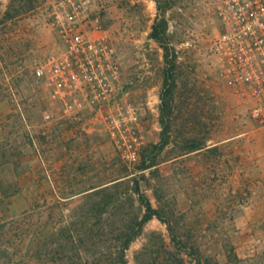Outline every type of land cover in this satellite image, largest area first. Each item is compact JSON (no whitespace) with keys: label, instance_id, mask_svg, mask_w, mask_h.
<instances>
[{"label":"rangeland","instance_id":"rangeland-1","mask_svg":"<svg viewBox=\"0 0 264 264\" xmlns=\"http://www.w3.org/2000/svg\"><path fill=\"white\" fill-rule=\"evenodd\" d=\"M58 1L35 0L31 9L9 17L12 0H0V264L32 263L38 257L30 242L34 231L81 229L69 222L88 207L84 193L127 173L155 207L163 197L177 211L178 228L192 233L204 264H264V129L251 116L253 100L226 85L211 51L222 30L218 6L225 0H162L171 5L166 17L177 55L170 143L163 150L154 147L164 127L166 69L164 50L150 37L157 2L93 0L120 57L122 91L135 100L145 129L141 160L133 165L107 133H88L80 127L84 121L62 118L35 76L37 65L63 50L48 21ZM189 137L211 148L180 155ZM147 154L156 157L158 173L139 170ZM127 181L109 190L121 193L123 207L104 214L119 223H89L95 232L123 227L122 216L141 211L133 202L134 182ZM152 230L170 241L167 225L153 218L128 249L129 264ZM5 242L14 248H1Z\"/></svg>","mask_w":264,"mask_h":264},{"label":"built area","instance_id":"built-area-1","mask_svg":"<svg viewBox=\"0 0 264 264\" xmlns=\"http://www.w3.org/2000/svg\"><path fill=\"white\" fill-rule=\"evenodd\" d=\"M222 30L211 51L227 86L253 100L251 116L264 129V0H225L218 6ZM48 21L63 50L35 67L58 103L61 117L103 131L129 165L141 160L146 144L140 110L122 91V67L93 0H59ZM50 113L45 118H51Z\"/></svg>","mask_w":264,"mask_h":264},{"label":"trees","instance_id":"trees-1","mask_svg":"<svg viewBox=\"0 0 264 264\" xmlns=\"http://www.w3.org/2000/svg\"><path fill=\"white\" fill-rule=\"evenodd\" d=\"M34 2L35 0H12L7 15L13 17L24 13L34 6ZM156 2L159 14L152 26L150 37L163 48L166 69L161 105V122L164 127L161 141L154 147L163 150L170 143V125L167 117L172 112V94L175 88L173 71L177 67V55L169 41V21L166 17L171 5L162 0H156ZM210 148L205 140L189 137L185 140L184 152L180 155L200 153ZM158 164L156 157L150 158L147 154V158L143 157L138 168L140 171L147 170L155 174L159 171ZM129 176L130 173L119 176L113 179L111 184L92 187L84 193L87 199L84 204L88 207H85L86 210L77 220L69 222L73 227L82 225L81 229L74 230L68 226L45 234L42 231H34L30 242L38 250V257L30 264H129L128 249L142 236L145 226L153 218L167 225L170 241L163 232L152 230L147 235L145 243L136 251L133 264H189L188 257L193 258L196 264H204L202 249L194 241L192 233L181 232L178 228L180 220L177 211L171 208L163 197L158 198L159 203L155 207L151 200L142 193L138 179H130ZM126 180L128 183L134 182L131 190L138 196L133 202H138L141 211L134 212L130 218L122 216L120 223L123 227L109 231L101 228V231L95 232L92 227L88 226L89 223L96 226L118 222L115 218L104 217V214L111 207H123L121 193L118 191L111 193L109 190L124 185ZM100 195H102L101 198H99ZM132 206H136L135 203ZM1 248L10 250L14 246L13 243L5 242Z\"/></svg>","mask_w":264,"mask_h":264},{"label":"crops","instance_id":"crops-1","mask_svg":"<svg viewBox=\"0 0 264 264\" xmlns=\"http://www.w3.org/2000/svg\"><path fill=\"white\" fill-rule=\"evenodd\" d=\"M76 129H78V127H76ZM80 129V128H79Z\"/></svg>","mask_w":264,"mask_h":264}]
</instances>
